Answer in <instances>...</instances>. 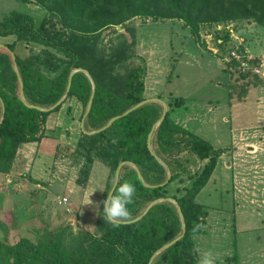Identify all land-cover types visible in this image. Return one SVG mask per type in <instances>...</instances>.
Here are the masks:
<instances>
[{
  "label": "trees",
  "instance_id": "1",
  "mask_svg": "<svg viewBox=\"0 0 264 264\" xmlns=\"http://www.w3.org/2000/svg\"><path fill=\"white\" fill-rule=\"evenodd\" d=\"M34 1L49 14L39 25L33 16L17 12L0 19V37L13 36L7 46L15 54L0 47V173L14 168L18 150L27 143L41 142L46 137L50 117L58 113L68 100L75 99L86 112L93 92L92 80L82 71L72 77L67 98L53 107L66 93L74 69L87 70L95 84L91 110L84 120L87 132L103 128L117 117L146 100V68L133 65L136 54V30L126 23L142 17L182 21L199 35L202 25L252 20L264 28V0H21ZM121 26L131 33L112 45L110 52L99 47L104 30ZM229 32L219 38V46L229 39ZM243 55V51H239ZM244 67H249V62ZM17 64L18 72L15 70ZM253 66L260 63L255 60ZM240 65V61H233ZM244 69V68H243ZM247 70V69H246ZM238 69L244 84L261 82L258 74ZM21 77L25 101L20 96ZM237 87H234V91ZM231 98L234 93L230 94ZM238 98H243L238 94ZM161 99V97H160ZM164 121L154 132L152 154L148 138L160 120L164 107L158 102L146 103L128 115L115 120L105 130L89 134L80 132L74 162L81 163L79 184L89 178L98 162L108 169L105 199L115 182L116 170L122 162H132L121 169L118 183L125 180L135 186L128 205L130 215L105 222L102 205L94 232L78 231L72 226L45 231L34 242L21 238L14 244L0 239V264H150L154 254L182 233V221L175 200L182 209L186 232L171 247L156 256L152 264H198L194 237L205 232L209 209L197 196L209 183L218 166L221 150L207 139L184 128L174 118L186 98L171 95ZM70 110V109H69ZM204 163V164H203ZM173 183L185 185L172 190ZM187 183V184H186ZM157 199H164L141 217Z\"/></svg>",
  "mask_w": 264,
  "mask_h": 264
},
{
  "label": "rangeland",
  "instance_id": "2",
  "mask_svg": "<svg viewBox=\"0 0 264 264\" xmlns=\"http://www.w3.org/2000/svg\"><path fill=\"white\" fill-rule=\"evenodd\" d=\"M17 12L33 16L37 25L49 16L34 1L0 0V19ZM126 26L136 30L132 49L136 57L131 63L146 68L145 97H161L166 103L171 95L186 98L173 118L221 150L215 174L197 197L209 209L207 220H255L264 228V28L244 20L202 25L196 35L182 21H144L142 17L131 19ZM227 32L229 39L219 46V38ZM12 38L3 40L12 42ZM124 39L132 40L131 33L126 27L114 26L102 32L99 47L109 53L112 45ZM243 57L249 67H244ZM234 60L241 64L234 65ZM255 60L260 64L253 66L250 62ZM251 68L261 82L247 85L243 95L244 89L238 86L248 79L238 69L247 72ZM79 110L74 126L68 114L59 131H49L61 143L55 158L36 173L38 179L14 169L0 173V239L8 244L24 237L36 242L41 233L66 226L76 232H94L108 169L96 162L85 183H78L83 161L78 164L73 156L82 105ZM183 186L173 183L170 188ZM234 246L238 252L239 242Z\"/></svg>",
  "mask_w": 264,
  "mask_h": 264
},
{
  "label": "crops",
  "instance_id": "3",
  "mask_svg": "<svg viewBox=\"0 0 264 264\" xmlns=\"http://www.w3.org/2000/svg\"><path fill=\"white\" fill-rule=\"evenodd\" d=\"M6 38L8 37H0V39H2L0 40V44L7 46L10 42L3 40ZM12 39L14 40L15 38ZM159 99L160 98H146V100H150L151 102H158L156 100ZM160 104L164 107L162 103ZM80 108L81 104L78 101L75 99L68 100L58 113H55L50 117L46 137L42 139L41 142L24 144L18 150L13 169L26 172L30 178L38 179L37 176H35L36 173L38 174L43 165L45 166V164L55 158L61 143L60 138L50 136L49 131L53 134L54 130L55 132L59 131L63 120L68 114L72 120L70 125L74 126ZM83 118H81L78 134H80L81 131H85ZM215 171L213 175L215 174ZM37 185H40L39 182ZM208 185L209 183L206 186ZM72 205L73 207H76L77 202H72ZM229 225L232 226L231 230L227 228ZM263 238L264 228L261 229L255 220H207L205 232L194 237L198 256L200 257L201 254L206 251L211 252L216 258V264H226L228 260H231L230 264H264ZM237 241L239 242L238 252L233 249ZM243 242L247 243L242 246L241 244ZM253 244H255L254 247ZM249 245L250 247H248Z\"/></svg>",
  "mask_w": 264,
  "mask_h": 264
},
{
  "label": "water",
  "instance_id": "4",
  "mask_svg": "<svg viewBox=\"0 0 264 264\" xmlns=\"http://www.w3.org/2000/svg\"><path fill=\"white\" fill-rule=\"evenodd\" d=\"M0 47L1 48H4V49H6V50H8L10 53H11V55H12V57H13V59H14V61H15V54H14V52L13 51H11L10 49H9V47L8 46H6V45H3V44H0ZM14 67H15V70L18 72V69H17V64H16V62H14ZM78 71H82V72H84L91 80H92V84H93V92H92V95H91V98H90V100H89V103H88V106H87V109H86V112H85V114H84V120H85V118H86V116L89 114V112H90V110H91V107H92V103H93V98H94V92H95V84H94V81H93V79H92V77L90 76V74H89V72L87 71V70H84V69H74V70H72V72H71V74H70V77H69V83H68V88H67V91H66V93H65V95L53 106V107H51V108H49V109H42L41 107H36V108H38V109H40V110H44V111H50V110H54L56 107H58L59 105H61L63 102H64V100L67 98V96H68V93H69V91H70V88H71V84H72V77H73V75L76 73V72H78ZM19 80H20V86H21V92H20V96H21V98H22V100H24L25 101V98H24V90H23V81H22V79H21V77H19ZM156 101H158V102H160V103H162L163 105H164V112H163V115L161 116V118H160V120L153 126V128H152V130H151V132H150V134H149V138H148V144H149V148H150V150H151V152H152V154L157 158V160L166 168V170H167V173H168V178H167V180L162 184V185H165L168 181H169V179H170V177H171V171H170V169H169V167L155 154V152H154V150H153V146H152V139H153V135H154V132L156 131V129L158 128V126L164 121V119H165V116H166V113L168 112V105L164 102V101H162V100H156ZM151 101L150 100H145V101H143V102H141V103H139V104H137L136 106H134L133 108H131V109H129L128 111H126L125 113H123L122 115H120V116H117V117H114V118H112L103 128H101V129H99V130H97V131H94V132H87V131H85L86 133H89V134H94V133H97V132H100V131H102V130H105L106 128H108L110 125H112V123L115 121V120H117V119H119V118H121V117H123V116H126V115H128L130 112H132V111H134L135 109H137V108H139L140 106H142V105H144V104H146V103H150ZM84 120H83V123H84ZM127 164H129V165H131V166H133L134 168H135V170L138 172V174H139V176H140V179L142 180V182H144L145 183V181H144V178L142 177V175H141V173H140V170L138 169V167L134 164V163H132V162H122L121 164H119V166H118V168H117V170H116V174H115V182H114V185H117V183H118V180H119V176H120V172H121V169H122V167L124 166V165H127ZM113 185V186H114ZM145 185H147L146 183H145ZM148 186V185H147ZM113 189V188H112ZM112 189H111V191H112ZM169 201H172L173 203H175L176 205H177V209H178V213H179V215H180V218H181V221H182V233H181V235L179 236V237H177L176 239H174L172 242H170V243H168V244H166L165 246H163L162 248H160L155 254H154V256L152 257V259H151V261H150V264H152V262L154 261V259L156 258V256L158 255V254H160L161 252H163L164 250H166L167 248H169V247H171L173 244H175L179 239H181L183 236H184V234H185V232H186V224H185V220H184V216H183V213H182V209H181V207L178 205V203L175 201V200H173V199H168ZM161 201H164V199H157V200H155V201H153L148 207H147V209L145 210V212L140 216V217H138V218H136L135 220H133V221H129V222H124V223H130V222H134V221H137V220H139L141 217H143L148 211H149V209L152 207V206H154L155 204H157V203H159V202H161Z\"/></svg>",
  "mask_w": 264,
  "mask_h": 264
},
{
  "label": "clouds",
  "instance_id": "5",
  "mask_svg": "<svg viewBox=\"0 0 264 264\" xmlns=\"http://www.w3.org/2000/svg\"><path fill=\"white\" fill-rule=\"evenodd\" d=\"M99 189V188H98ZM136 189L130 181H123L114 185L112 191L107 192L102 201L103 219L105 222H114L130 215L128 205L131 203ZM198 264H216V258L211 252H203Z\"/></svg>",
  "mask_w": 264,
  "mask_h": 264
},
{
  "label": "built area",
  "instance_id": "6",
  "mask_svg": "<svg viewBox=\"0 0 264 264\" xmlns=\"http://www.w3.org/2000/svg\"><path fill=\"white\" fill-rule=\"evenodd\" d=\"M234 55H235V53H234ZM63 202L66 203L67 202V198H64L63 199Z\"/></svg>",
  "mask_w": 264,
  "mask_h": 264
}]
</instances>
